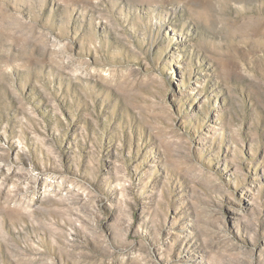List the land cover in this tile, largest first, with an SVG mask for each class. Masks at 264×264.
<instances>
[{"label":"rangeland","instance_id":"rangeland-1","mask_svg":"<svg viewBox=\"0 0 264 264\" xmlns=\"http://www.w3.org/2000/svg\"><path fill=\"white\" fill-rule=\"evenodd\" d=\"M0 264H264V0H0Z\"/></svg>","mask_w":264,"mask_h":264}]
</instances>
